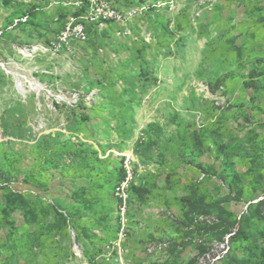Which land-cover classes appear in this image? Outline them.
I'll use <instances>...</instances> for the list:
<instances>
[{
    "label": "rangeland",
    "instance_id": "rangeland-1",
    "mask_svg": "<svg viewBox=\"0 0 264 264\" xmlns=\"http://www.w3.org/2000/svg\"><path fill=\"white\" fill-rule=\"evenodd\" d=\"M96 1L0 0V264H264V0Z\"/></svg>",
    "mask_w": 264,
    "mask_h": 264
},
{
    "label": "built area",
    "instance_id": "built-area-1",
    "mask_svg": "<svg viewBox=\"0 0 264 264\" xmlns=\"http://www.w3.org/2000/svg\"><path fill=\"white\" fill-rule=\"evenodd\" d=\"M93 5L90 11H87L86 15L74 17L71 16L67 19L64 26L56 34V36L47 43L34 44L32 46H24L20 48V52L25 55H32L34 53H44L51 56L59 55L61 52H68L72 50L75 42H84L88 39L89 29L88 21H95L102 24L106 19H113L119 22H126L129 19L128 12H123L118 9L112 8L106 1L91 0ZM83 17L85 20H83ZM88 20V21H87ZM89 23V22H88ZM132 158L130 155H125L124 167L126 176L116 185L114 189L115 197L120 201L119 204V224L121 238L126 237L125 225L127 222V210H128V190L131 181L134 177V169L132 166ZM125 239V238H124ZM226 243L221 244V249L226 248Z\"/></svg>",
    "mask_w": 264,
    "mask_h": 264
},
{
    "label": "trees",
    "instance_id": "trees-1",
    "mask_svg": "<svg viewBox=\"0 0 264 264\" xmlns=\"http://www.w3.org/2000/svg\"><path fill=\"white\" fill-rule=\"evenodd\" d=\"M61 30V29H60ZM252 86L253 85H256V83H254V82H251L250 83ZM122 172V176H121V178H120V180L114 185V189H115V187H116V185L117 184H119L124 178H125V176H126V172H125V169H124V171H121ZM134 178V177H133ZM131 183L132 184H130L131 185V187H130V190H132V186H133V182L131 181ZM114 192V191H113ZM7 196V195H6ZM116 199H117V202H118V204H120V201H119V199L117 198V197H115ZM11 202H13V200H11ZM129 202H130V198H129ZM12 207H14L13 205H12ZM118 207H119V205H118ZM119 219H120V215H119ZM119 221H118V227H119ZM231 238L233 239V240H236V239H238L239 238V233L238 232H235L234 234H232L231 235Z\"/></svg>",
    "mask_w": 264,
    "mask_h": 264
}]
</instances>
